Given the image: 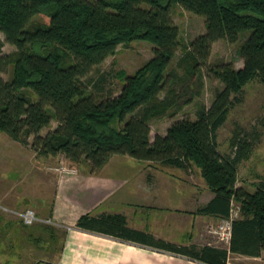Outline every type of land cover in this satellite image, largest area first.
<instances>
[{
  "label": "trees",
  "instance_id": "trees-1",
  "mask_svg": "<svg viewBox=\"0 0 264 264\" xmlns=\"http://www.w3.org/2000/svg\"><path fill=\"white\" fill-rule=\"evenodd\" d=\"M205 17V33L188 46L178 69L219 81L211 106H201L197 119L174 121L165 135L151 137V120L164 116L178 101L180 78L170 69L182 48L181 33L172 16L173 5ZM249 12L243 14V12ZM43 16L45 22L36 23ZM0 31L16 52L0 58V131L30 146L38 156L64 158L72 165L103 168L113 156L200 170L215 197L201 213L228 217L232 201L240 205L230 245H167L173 253L205 264H227L232 255L260 257L264 253V180L254 192L239 187L240 163L253 143L236 131L230 153H221L218 134L232 108L242 101L245 87L264 82V0H0ZM243 64L210 63L219 41L237 43ZM147 41L154 57L133 75L125 76L121 92L100 97L93 91L100 67L116 55L119 45ZM14 76L5 80L6 65ZM207 67L205 75L203 68ZM164 96L162 97V95ZM53 119L57 128L41 135ZM92 219H79L80 228Z\"/></svg>",
  "mask_w": 264,
  "mask_h": 264
},
{
  "label": "crops",
  "instance_id": "crops-1",
  "mask_svg": "<svg viewBox=\"0 0 264 264\" xmlns=\"http://www.w3.org/2000/svg\"><path fill=\"white\" fill-rule=\"evenodd\" d=\"M59 158L36 154L32 160L37 163L36 172L42 181L32 182V186L25 188L28 192L23 188L0 193L3 206L15 211L32 208L41 219L33 225L15 219L3 222L6 229L2 243L14 255L9 254L8 261L14 264H203L173 253L166 246H218L207 229L223 217L199 212L215 194L197 168L192 171L201 185L191 184L188 177L192 175L175 167L163 166L172 171H151L140 168V163L138 170H106L116 159L131 161L126 156H113L97 172H91L88 165H73L75 172L60 175L54 171ZM22 160L33 162L27 157ZM246 183L244 179L239 187L247 188ZM22 195L26 198H19ZM84 216L94 220L90 229L77 226ZM250 261L264 263V253L260 257L232 255L227 264Z\"/></svg>",
  "mask_w": 264,
  "mask_h": 264
},
{
  "label": "rangeland",
  "instance_id": "rangeland-1",
  "mask_svg": "<svg viewBox=\"0 0 264 264\" xmlns=\"http://www.w3.org/2000/svg\"><path fill=\"white\" fill-rule=\"evenodd\" d=\"M246 13L249 12H243V14ZM172 16L175 24L180 29L182 48L176 54L170 69L177 67L178 60L184 54L183 47L188 46L194 39L206 31L205 17L189 12L178 4L172 7ZM35 22L43 23L45 22V18L38 16L35 18ZM251 33V31L242 32L237 43H230L224 40L217 42L213 47L210 63L212 64L222 59L234 63L233 65L237 68H241L243 62L237 52L244 46ZM4 37V34L0 31V58L3 55L9 56V54L16 52L15 47L6 43ZM153 55L154 45L147 41H133L130 44L119 45L116 55L109 57L98 69L100 74L92 76L94 80L100 79V75L104 78L103 82L98 83V87L93 88V91L96 94L98 93L102 98L111 95L117 96L125 83V76L122 73L129 76L133 75L139 68L152 59ZM176 70L180 78H182L177 80L175 87L178 92L177 104L166 115L154 117L151 120L150 131L152 139L157 134L165 135L167 129L174 121L183 118L196 120L198 109L201 106L209 108L212 104L211 102L214 100L215 90L223 87L219 81L206 77L204 78V87L201 88L199 79H197L199 78L198 74H187L184 69L176 68ZM203 71L205 75L208 74L207 67H204ZM13 73L14 66L13 64H9L4 67V73L1 75L5 80L10 81L14 76ZM243 90L241 103L236 104L230 114H228L226 123L220 127L217 140L219 149L223 154L230 153L232 150V139H234L236 131L241 134V138L248 139L253 143L248 157L240 163L238 186L245 179L247 182L246 189L254 192L256 190L254 188L255 185L264 180V82L254 80ZM51 122V125L45 128L41 135L46 136L50 131L57 128L58 123L56 120L53 119ZM14 142L6 133L0 131V193L5 192L7 189L11 191L16 189L17 192L18 190L22 191L23 188L32 186V182L37 184V182L40 183L42 181L41 175L36 172L35 166L37 163L32 160L35 159V151L30 146L24 147V145ZM24 157L29 158L33 162L30 163L28 160H22ZM59 159L60 161L57 163L59 166L54 170L55 172L60 175L75 172V166L70 165L64 158ZM129 160L131 161H117L116 159L106 170L133 171L142 168L143 170L151 171H172L168 168L164 169L163 166L161 167V165L156 163L143 162L133 158ZM140 163L142 164L141 167ZM189 174L192 175L188 177L191 184L197 182V185H201L197 178H195L197 176L195 172L191 171ZM19 198H26V196L22 195ZM9 219L22 220L12 213L0 211V264H14L13 261L7 260L10 252L5 248L6 245L2 243L6 229L3 222ZM10 256L14 257L12 253ZM252 262L247 263L256 264Z\"/></svg>",
  "mask_w": 264,
  "mask_h": 264
},
{
  "label": "built area",
  "instance_id": "built-area-1",
  "mask_svg": "<svg viewBox=\"0 0 264 264\" xmlns=\"http://www.w3.org/2000/svg\"><path fill=\"white\" fill-rule=\"evenodd\" d=\"M61 168V167H60ZM231 211L229 216L223 218L218 224L208 226V233L213 237L218 246H225L226 248L230 245L232 237L233 223L240 217V205L235 201H232ZM0 211L5 213H12L22 219L26 225H33L36 222H40V218L37 212L33 209H25L24 211L11 210L2 204H0ZM205 264V263H203Z\"/></svg>",
  "mask_w": 264,
  "mask_h": 264
}]
</instances>
